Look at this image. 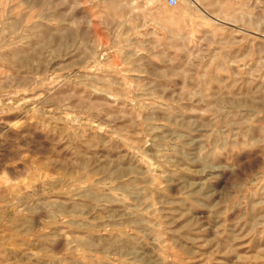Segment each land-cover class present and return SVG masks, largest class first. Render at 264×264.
Masks as SVG:
<instances>
[{
  "label": "rangeland",
  "instance_id": "obj_1",
  "mask_svg": "<svg viewBox=\"0 0 264 264\" xmlns=\"http://www.w3.org/2000/svg\"><path fill=\"white\" fill-rule=\"evenodd\" d=\"M0 264H264V0H0Z\"/></svg>",
  "mask_w": 264,
  "mask_h": 264
},
{
  "label": "built area",
  "instance_id": "obj_2",
  "mask_svg": "<svg viewBox=\"0 0 264 264\" xmlns=\"http://www.w3.org/2000/svg\"><path fill=\"white\" fill-rule=\"evenodd\" d=\"M176 4V0H167V6L173 7Z\"/></svg>",
  "mask_w": 264,
  "mask_h": 264
}]
</instances>
